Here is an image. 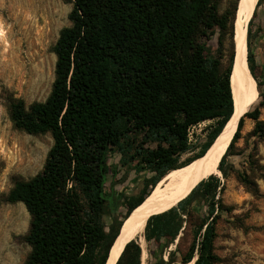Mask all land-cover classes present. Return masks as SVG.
Here are the masks:
<instances>
[{"label":"trees","instance_id":"trees-1","mask_svg":"<svg viewBox=\"0 0 264 264\" xmlns=\"http://www.w3.org/2000/svg\"><path fill=\"white\" fill-rule=\"evenodd\" d=\"M64 1L73 3L72 24L61 29L54 46L51 93L29 105L12 97L8 105L17 129L50 133L54 142L42 171L29 179L14 176L5 199L23 202L31 215L25 235L31 251L23 264H107L134 209L171 170L203 156L231 118L240 0L224 13L219 0ZM263 2L258 0L247 26L248 67L260 94L239 119L217 163L224 177L235 172L254 194L257 183L227 164L246 118L254 121L250 137L264 141V84L253 49L264 30V22L256 33L253 29ZM216 33L220 53L207 42ZM205 121L212 123L201 150L181 161L193 148L191 129ZM131 134L141 138L131 139ZM114 148L124 154L132 150L123 165L147 168L152 175L145 178L139 195L124 194V211L112 215L105 179L107 155ZM217 171L209 172L172 209L151 214L144 235L156 249L150 248L148 264L219 262L216 225L231 207L224 201L225 185ZM107 215H112L110 224ZM131 239L116 264H141L142 247Z\"/></svg>","mask_w":264,"mask_h":264},{"label":"rangeland","instance_id":"rangeland-1","mask_svg":"<svg viewBox=\"0 0 264 264\" xmlns=\"http://www.w3.org/2000/svg\"><path fill=\"white\" fill-rule=\"evenodd\" d=\"M233 1L219 0L221 13L231 9ZM240 5L241 0L238 11ZM72 9L73 3L64 0H0V30L4 32L0 35V264H23L31 251V245L25 239L31 222L27 207L23 202H8L5 199L13 187V177L20 175L29 179L41 172L54 142L50 133L31 134L17 129L10 117L9 100L12 97L22 98L29 105L47 99L55 80L57 56L54 46L61 29L72 24L69 18ZM238 11L235 20V50ZM263 20L264 2L258 9L253 25L255 33ZM207 42L215 53H220L217 33ZM257 42L258 38L253 48L257 74L264 84ZM230 45L231 40L228 39L223 50L225 59L228 58ZM256 93L258 98L260 90L257 85ZM260 100L261 97L256 104ZM261 112L264 120V107ZM211 123L212 121H205L191 129L193 148L182 156L181 161L201 150ZM253 128L254 121L246 118L241 138L228 157L227 167L233 165L247 173L257 183L258 194L248 190L235 172L224 177L219 169L217 171L225 185L224 201L231 207L229 215L220 218L216 225L218 235L215 251L220 257L217 264H264V141L250 137ZM140 138L139 134H131V139L138 141ZM127 151L128 148L124 154L114 148L107 155L109 169L105 191L112 215L124 211L123 195H139L145 178L152 175L147 168L138 170L123 165L132 152ZM112 215L105 216L107 224L112 222ZM144 234L145 229L142 233L145 241H141L140 236L136 239L143 247L141 264H148L149 250L156 249V246L149 243ZM186 246L187 242H184L182 249ZM193 263L194 261L189 264Z\"/></svg>","mask_w":264,"mask_h":264},{"label":"bare ground","instance_id":"bare-ground-1","mask_svg":"<svg viewBox=\"0 0 264 264\" xmlns=\"http://www.w3.org/2000/svg\"><path fill=\"white\" fill-rule=\"evenodd\" d=\"M257 2L258 0H241L238 11L236 58L231 76L235 103L232 118L206 155L198 157L189 165L173 170L169 175L166 174L168 176L158 183L149 197L134 209L121 227L111 248L107 264H116L131 238L140 236V240L145 241L142 233L153 212H166L172 209L216 166L219 169L217 163L228 144L231 143L237 131L239 119L251 108L254 99L256 81L248 67L247 23ZM3 33V30H0V35Z\"/></svg>","mask_w":264,"mask_h":264},{"label":"crops","instance_id":"crops-1","mask_svg":"<svg viewBox=\"0 0 264 264\" xmlns=\"http://www.w3.org/2000/svg\"><path fill=\"white\" fill-rule=\"evenodd\" d=\"M263 22L264 20L262 21V23ZM256 46V49H258V56L261 60L262 68H264V30L260 32Z\"/></svg>","mask_w":264,"mask_h":264},{"label":"water","instance_id":"water-1","mask_svg":"<svg viewBox=\"0 0 264 264\" xmlns=\"http://www.w3.org/2000/svg\"><path fill=\"white\" fill-rule=\"evenodd\" d=\"M249 109H250V108H249ZM249 109H248V110H249ZM248 110H247V111H248ZM247 111H246V112H247ZM246 112H245V113H246ZM233 114H234V112H233ZM233 114H232V116H233ZM244 115H245V114H244ZM244 115H243V116H244ZM232 116H231V118H232ZM231 118H230V119H231ZM230 119H229V120H230ZM227 123H228V122H227ZM227 123H226V125L224 126L223 130L221 131V133H222V132L224 131V129L226 128ZM221 133H220V134H221ZM220 134H219V135H220ZM217 138H218V137H217ZM217 138L215 139V141L217 140ZM215 141H214V143H215ZM214 143H213V144H214ZM213 144L209 147V149L206 151V153H205L204 155H206V154L208 153V151H209L210 148L213 146ZM219 170H220V169H219Z\"/></svg>","mask_w":264,"mask_h":264}]
</instances>
